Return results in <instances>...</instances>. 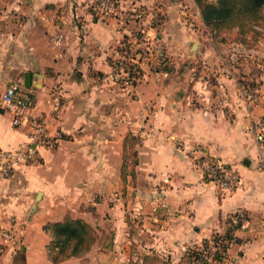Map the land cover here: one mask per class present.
<instances>
[{"label": "crops", "instance_id": "0c3cea01", "mask_svg": "<svg viewBox=\"0 0 264 264\" xmlns=\"http://www.w3.org/2000/svg\"><path fill=\"white\" fill-rule=\"evenodd\" d=\"M91 1L12 0L24 17L0 39V96L18 83L61 138L40 149L39 162L0 179V224L15 235L0 236V264H124L129 134L140 139L131 193L146 253L165 260L158 264H181L186 248L232 231L226 262L264 264V169L250 130L264 117V39L249 37L246 45L214 39L196 0H142L156 8L151 34L169 69L142 66L138 83L122 87L109 77L111 63L124 38L134 41L137 25L124 29L96 17ZM26 72L33 74L31 87ZM199 76L212 82L209 105L195 95ZM243 83L260 90L256 103L241 94ZM59 100L64 105L56 112ZM27 133L0 105V147L15 149ZM192 148L235 168L239 187L219 190L197 169ZM66 217L84 219L101 235L85 254L54 262L45 227ZM106 232L112 241L102 239Z\"/></svg>", "mask_w": 264, "mask_h": 264}, {"label": "built area", "instance_id": "2783aa9c", "mask_svg": "<svg viewBox=\"0 0 264 264\" xmlns=\"http://www.w3.org/2000/svg\"><path fill=\"white\" fill-rule=\"evenodd\" d=\"M92 13L98 18H108L119 28L129 29L132 25H137L134 32V41L124 38L120 42L124 53L118 50L117 57L112 60V72L110 79L122 87L133 85L136 75L132 73V66L139 65L141 68L145 64L156 61L158 54L162 51L155 49L151 34L155 11L146 5L142 0H92ZM193 76H196L194 71ZM195 85V95L206 105L211 104L213 96L212 82L208 77L199 76ZM241 94L256 103L261 96L260 90L249 84H240ZM227 97H225L226 99ZM0 105L11 113L12 123L15 127H24L28 131V140L20 143L15 149H4L0 147V179L11 178L17 167L21 164H33L41 159V148H54L58 145V135L50 133L49 124L51 116L46 113L35 111L32 99L27 96L22 86L13 83L0 96ZM61 101L56 104V112L63 108ZM250 130L257 141L260 152V163L264 169V117L254 120L250 125ZM186 149V146H183ZM188 155L194 159V163L199 171L223 192H230L241 184L240 173L224 160L206 153L200 148L188 149ZM244 218V213H240L238 218ZM0 236L5 240L14 238L11 229L0 224ZM231 244V242L229 243ZM220 249V245H213L203 250L204 258L208 264H214L213 253ZM200 264V262H199Z\"/></svg>", "mask_w": 264, "mask_h": 264}, {"label": "trees", "instance_id": "16d2710c", "mask_svg": "<svg viewBox=\"0 0 264 264\" xmlns=\"http://www.w3.org/2000/svg\"><path fill=\"white\" fill-rule=\"evenodd\" d=\"M200 7L202 19L212 33L214 39L226 42V35L236 36L233 38L235 42H247L249 37L255 38V35H260L259 29H264V0H196ZM233 39H231L233 41ZM124 53V48L118 49ZM158 54L156 61L150 64L154 65V70L169 69V59L164 52ZM133 74L136 75V80L133 85H136L142 78L143 69L139 65H133L131 68ZM140 143V139L132 134L127 136L125 141L124 164L122 168V178L126 181L129 175L135 177V171H128V162L132 159H137V149L135 145ZM241 223L235 225L238 228ZM45 230L50 234L52 241L49 247L50 254L54 262H59L71 256H81L88 252L96 240L95 228L86 222L84 219H73L66 217L59 222H53L46 225ZM235 237L232 231H228L223 236H216L215 243L220 245L213 253L214 264H228V249L231 240ZM220 239L225 242L221 244ZM208 241L204 240L203 248L192 250L190 256L194 261L200 264H208L204 258L203 250L208 249Z\"/></svg>", "mask_w": 264, "mask_h": 264}, {"label": "rangeland", "instance_id": "374dc122", "mask_svg": "<svg viewBox=\"0 0 264 264\" xmlns=\"http://www.w3.org/2000/svg\"><path fill=\"white\" fill-rule=\"evenodd\" d=\"M208 1H215V0H208ZM12 0H0V39L5 37L8 33L12 32L14 29H17L20 27V24L23 21L24 15L22 13L16 12L12 8ZM155 11L156 8L153 6L152 7ZM259 32L261 33L260 35H255V38L258 40L259 38L264 39V31L259 29ZM154 37V36H153ZM233 38H236V36H229L226 35L225 39L227 40L224 43L228 42H235ZM233 39V41L231 40ZM249 39V38H248ZM222 42V41H221ZM249 40L247 42H238V43H243L244 45L249 44ZM149 60L145 61V64L143 67H149L151 70L153 69L152 67L155 66L151 65L148 63ZM194 66H198L197 63L192 64ZM144 67V68H145ZM140 143L135 145L137 147ZM137 149V148H136ZM138 153V150H137ZM138 165L137 159H132L128 162V171L131 172L132 170L135 171V177L132 175H129L126 179V188L122 190L125 198V216L126 220L128 222L129 226V250L130 254L127 259L124 260V264H158V262H164V259H156L155 255H152L150 253H146L147 249L144 250V245L147 243L148 239L146 235L144 236L143 234H139L140 232V225L138 223L139 219L136 217L138 213H136L135 209V197L133 196V193H131L133 186L135 185L136 178H137V173H136V167ZM233 226V225H232ZM235 226V225H234ZM111 231V229H109ZM95 233H96V239L97 235L100 237V233L96 230L95 228ZM142 233V232H141ZM101 237L104 239L106 242L112 241L113 240V234L112 232H106L104 233ZM215 237L212 236V238L207 239L208 241V248L216 245L215 243ZM221 244L225 242L224 239L219 240ZM197 247L203 248L205 245L203 243L201 245H192L188 248H186V253L180 257V263L181 264H199V262L194 261V258L190 256V253L192 250H196Z\"/></svg>", "mask_w": 264, "mask_h": 264}, {"label": "water", "instance_id": "95a60500", "mask_svg": "<svg viewBox=\"0 0 264 264\" xmlns=\"http://www.w3.org/2000/svg\"><path fill=\"white\" fill-rule=\"evenodd\" d=\"M33 74L31 72H26L24 76V84L26 87H31L33 83Z\"/></svg>", "mask_w": 264, "mask_h": 264}]
</instances>
